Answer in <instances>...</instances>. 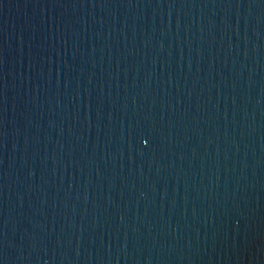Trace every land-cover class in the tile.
Instances as JSON below:
<instances>
[{
	"label": "water",
	"instance_id": "1",
	"mask_svg": "<svg viewBox=\"0 0 264 264\" xmlns=\"http://www.w3.org/2000/svg\"><path fill=\"white\" fill-rule=\"evenodd\" d=\"M0 264H264V0H0Z\"/></svg>",
	"mask_w": 264,
	"mask_h": 264
}]
</instances>
